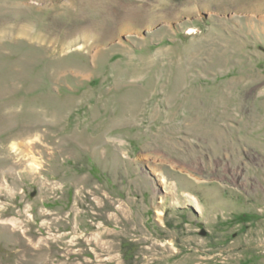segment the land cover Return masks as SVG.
<instances>
[{
    "label": "rangeland",
    "instance_id": "1",
    "mask_svg": "<svg viewBox=\"0 0 264 264\" xmlns=\"http://www.w3.org/2000/svg\"><path fill=\"white\" fill-rule=\"evenodd\" d=\"M0 264H264V0H0Z\"/></svg>",
    "mask_w": 264,
    "mask_h": 264
},
{
    "label": "bare ground",
    "instance_id": "2",
    "mask_svg": "<svg viewBox=\"0 0 264 264\" xmlns=\"http://www.w3.org/2000/svg\"><path fill=\"white\" fill-rule=\"evenodd\" d=\"M30 166H32L33 169H37V166H38V165H37L36 163H35V164L32 163ZM162 182H164V180H163V181L161 180V183H162ZM190 199L192 200V202H193V204L195 205V207L199 208V205H198L197 201H196L194 198H192V197H189V200H190ZM160 214H161V213H160Z\"/></svg>",
    "mask_w": 264,
    "mask_h": 264
}]
</instances>
